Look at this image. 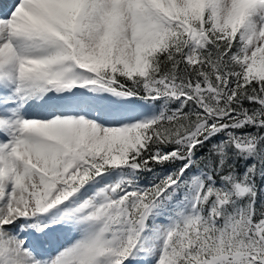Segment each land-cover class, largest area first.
Here are the masks:
<instances>
[{
  "label": "rangeland",
  "instance_id": "1",
  "mask_svg": "<svg viewBox=\"0 0 264 264\" xmlns=\"http://www.w3.org/2000/svg\"><path fill=\"white\" fill-rule=\"evenodd\" d=\"M9 1L0 0V264H6L3 233L33 264H163L175 219L156 213L148 228V214L138 219L131 257L117 260L126 228L114 216L120 171L69 195L62 189L91 151L122 160L110 147L155 117L148 103L88 83L74 60L76 53L118 59L136 71L145 46L193 0ZM199 1L217 24L239 30L250 73L264 74V0ZM196 190L193 182L173 206L181 222L195 211ZM14 210L15 222L5 225Z\"/></svg>",
  "mask_w": 264,
  "mask_h": 264
},
{
  "label": "trees",
  "instance_id": "2",
  "mask_svg": "<svg viewBox=\"0 0 264 264\" xmlns=\"http://www.w3.org/2000/svg\"><path fill=\"white\" fill-rule=\"evenodd\" d=\"M245 47L237 28L217 24L209 8L193 0L159 30L155 44L145 46L136 71L118 59L76 53L74 63L88 83L148 103L155 112L127 130L131 140L110 147L122 160L91 151L63 181L69 195L121 172L114 216L121 215L126 228L117 260L131 257L138 219L148 214V228L156 213L175 219L163 264H209L221 257L227 258L215 264L263 263L264 74L250 73ZM193 182L195 211L181 222L173 206Z\"/></svg>",
  "mask_w": 264,
  "mask_h": 264
},
{
  "label": "bare ground",
  "instance_id": "3",
  "mask_svg": "<svg viewBox=\"0 0 264 264\" xmlns=\"http://www.w3.org/2000/svg\"><path fill=\"white\" fill-rule=\"evenodd\" d=\"M6 3L11 4V2L9 0H4ZM16 215H18V212L16 210H14V212L12 213V216H10V218H8L4 223L9 224V223H13L15 222L14 217H16ZM25 235V233H24ZM4 236V243L6 245L5 249H4V253H5V257H4V262H6V264H33L32 261H29V259L26 257L25 254L22 253V251L19 253L15 250H13L11 248L12 246V242L11 240H8L9 238H7V235L3 233ZM35 237H31L29 238L28 241L30 242H34Z\"/></svg>",
  "mask_w": 264,
  "mask_h": 264
}]
</instances>
